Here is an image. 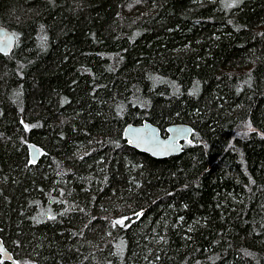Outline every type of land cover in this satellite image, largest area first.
Returning <instances> with one entry per match:
<instances>
[{
    "label": "trees",
    "instance_id": "1",
    "mask_svg": "<svg viewBox=\"0 0 264 264\" xmlns=\"http://www.w3.org/2000/svg\"><path fill=\"white\" fill-rule=\"evenodd\" d=\"M0 25V238L19 262L264 264V0H0ZM144 121L193 140L153 158L124 137Z\"/></svg>",
    "mask_w": 264,
    "mask_h": 264
},
{
    "label": "water",
    "instance_id": "2",
    "mask_svg": "<svg viewBox=\"0 0 264 264\" xmlns=\"http://www.w3.org/2000/svg\"><path fill=\"white\" fill-rule=\"evenodd\" d=\"M17 45V37L13 31L0 25V54L10 55ZM195 129L191 124H172L167 128L164 136L161 129L151 122L144 121L142 124H130L124 131V137L128 144L145 154L156 159H165L179 156L184 152V143L192 142ZM30 159L36 163L42 153L39 147L29 146ZM0 255L8 264H35L21 263L6 248L0 238Z\"/></svg>",
    "mask_w": 264,
    "mask_h": 264
},
{
    "label": "snow or ice",
    "instance_id": "3",
    "mask_svg": "<svg viewBox=\"0 0 264 264\" xmlns=\"http://www.w3.org/2000/svg\"><path fill=\"white\" fill-rule=\"evenodd\" d=\"M117 223H122V221H117Z\"/></svg>",
    "mask_w": 264,
    "mask_h": 264
},
{
    "label": "rangeland",
    "instance_id": "4",
    "mask_svg": "<svg viewBox=\"0 0 264 264\" xmlns=\"http://www.w3.org/2000/svg\"><path fill=\"white\" fill-rule=\"evenodd\" d=\"M164 136H166L167 134H163Z\"/></svg>",
    "mask_w": 264,
    "mask_h": 264
}]
</instances>
